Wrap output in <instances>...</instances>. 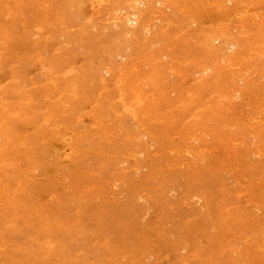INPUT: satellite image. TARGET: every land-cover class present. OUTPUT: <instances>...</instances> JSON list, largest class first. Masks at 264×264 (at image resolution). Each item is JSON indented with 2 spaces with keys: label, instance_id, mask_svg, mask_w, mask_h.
<instances>
[{
  "label": "rangeland",
  "instance_id": "1",
  "mask_svg": "<svg viewBox=\"0 0 264 264\" xmlns=\"http://www.w3.org/2000/svg\"><path fill=\"white\" fill-rule=\"evenodd\" d=\"M0 264H264V0H0Z\"/></svg>",
  "mask_w": 264,
  "mask_h": 264
}]
</instances>
